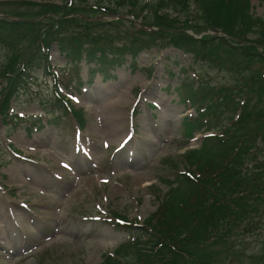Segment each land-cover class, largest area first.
<instances>
[{
    "label": "rangeland",
    "instance_id": "374dc122",
    "mask_svg": "<svg viewBox=\"0 0 264 264\" xmlns=\"http://www.w3.org/2000/svg\"><path fill=\"white\" fill-rule=\"evenodd\" d=\"M3 1L10 0H0V14L19 5ZM249 2L253 16L264 17V0ZM134 24L122 21L118 28L131 34L138 21ZM13 55L0 47V67ZM50 64L61 82L55 84L45 68L35 69L12 100L18 117L9 124L0 121V264H100L104 253L128 236L113 226V212L141 223L158 205L155 186L160 197L165 194L168 185L162 179L183 170L184 150L198 147L207 134L196 131L189 141L183 135V117L195 111L179 99L181 78L235 83L233 71L194 63L190 54L173 47L143 51L134 63L126 56L108 79L84 61L76 73L55 44ZM190 64L194 69L183 74ZM240 67L251 73L264 70L256 61ZM4 84L0 77V88ZM253 85L257 88L260 80L254 78ZM55 88L72 108L81 109L83 127L68 109L55 107ZM91 104L94 113L87 110ZM110 104L120 109V122L107 109ZM39 117L42 128L29 134V123ZM112 124L122 129L114 133ZM256 219L258 228L237 237L230 264H264V205ZM225 254L218 248L216 257Z\"/></svg>",
    "mask_w": 264,
    "mask_h": 264
},
{
    "label": "trees",
    "instance_id": "16d2710c",
    "mask_svg": "<svg viewBox=\"0 0 264 264\" xmlns=\"http://www.w3.org/2000/svg\"><path fill=\"white\" fill-rule=\"evenodd\" d=\"M13 2L19 3L17 8L0 16V45L14 54L0 69L6 82L0 89L3 119H10V101L32 71L45 65L48 69L53 42L68 62L79 64L84 59L94 65L92 72L99 71L105 79L124 55L135 58L151 47H175L191 53L194 63L222 65L234 72V85L202 82L195 86L185 77L177 86L180 100L190 101L198 111L196 117L184 118L183 135L191 138L202 130L212 134L204 136L198 147L184 151L183 171L162 179L168 185L165 194L160 197L155 186L158 205L142 224L113 213L124 220L115 226L129 235L104 255L101 264L234 262L237 237L257 227L256 216L264 205L263 148L257 145L264 141V106L259 105L264 97V70L251 73L240 67L241 62L256 61L264 68V17L250 13L249 0H97L93 5L19 0L4 4ZM100 14L132 15L142 24L163 30L139 28L130 34L118 28L120 19H86ZM207 28L220 29L230 37L203 34L196 38L186 32L192 29L199 34ZM250 34L256 36L249 39ZM254 78L260 80L257 88ZM256 94L257 99H252ZM240 102L242 113L234 120L231 115ZM75 115L81 120L78 110ZM218 248L226 253L221 259L216 257Z\"/></svg>",
    "mask_w": 264,
    "mask_h": 264
},
{
    "label": "bare ground",
    "instance_id": "6f19581e",
    "mask_svg": "<svg viewBox=\"0 0 264 264\" xmlns=\"http://www.w3.org/2000/svg\"><path fill=\"white\" fill-rule=\"evenodd\" d=\"M94 96H96V95H94ZM92 104L91 105H87V110L89 112H93L94 113L95 109L93 108ZM108 107H110V108H107L109 110V112L114 115V120L116 122H120V120L122 119L121 118V114L118 113V112H120V109L115 107L113 104L108 105ZM112 127H113V132L114 133H117L120 129H122L118 124H112ZM88 157L91 159V153H88ZM11 219H12V217H11Z\"/></svg>",
    "mask_w": 264,
    "mask_h": 264
}]
</instances>
